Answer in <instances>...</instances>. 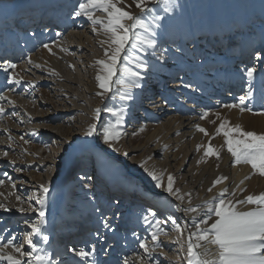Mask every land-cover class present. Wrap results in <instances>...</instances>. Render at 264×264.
Wrapping results in <instances>:
<instances>
[{
    "label": "rangeland",
    "instance_id": "rangeland-1",
    "mask_svg": "<svg viewBox=\"0 0 264 264\" xmlns=\"http://www.w3.org/2000/svg\"><path fill=\"white\" fill-rule=\"evenodd\" d=\"M228 1L230 5L228 8L229 19H227L219 0H173V10L170 13L174 16L175 20H179L178 23H180L181 26L174 28L165 26V40H158L155 36L150 38L157 41L154 47L141 44L144 51H139L136 48L130 47V45L126 49L125 56L127 58L136 59L139 63L143 61L148 65L149 71L147 75H144L147 77L142 78L143 84L140 85L137 81L138 78L128 77L126 79L129 82L135 80L140 86L126 90L123 85L114 83V91L102 97L98 95V93L103 90L99 88L98 81L96 80V75L100 72L96 61L101 60L102 56L105 55V48L108 45L102 42L108 37L105 35L103 27L100 25L95 26L97 30L94 31V25L91 20L89 22L86 16H79L74 20V11L78 8V4L84 2V0H0V104L1 108H3V112H0V115L3 121H6V123L8 122L7 126L9 127L8 134L4 137V140L8 142L5 143L6 146H4L7 148H5L7 151L0 152V155L4 158L12 157V160L7 159L3 165H0V180L11 177L18 182L19 187L23 190V198L25 200H31V210L37 209L38 206L35 196L42 191L40 185H50L51 181L56 178L58 163L61 158V150L54 149L55 143L61 138L59 134H56L55 126L59 124L67 125L66 134L69 137H77L80 134V126L82 124H86L85 127L88 129L90 124L95 123V113L98 107L101 110V116L96 125L100 133L104 126L115 124L116 121L119 120L118 111L123 108H130L129 101L122 99L121 93L127 92V94H130L132 98H134L140 94V91H138L140 88L144 95L143 99L147 98L144 92L149 89V84L156 80L154 76L155 72L157 70L163 72L166 69V67L160 63L159 59L164 53L167 54L166 57L170 60V65H174L173 63L182 64L184 62H182L184 57L188 60V57L191 56L194 61L202 62L204 67L208 68L209 65L219 66L218 68H221V72L225 64L229 65V68L231 67V69L223 71L224 76H222L221 79L224 78V80L220 81V78H218V83H216L217 88H202V91H196V94L193 95L195 99L188 97L183 98L181 102H171L175 105L177 113L183 115V111L185 114L193 110V108L188 107L187 99L196 103L195 106H199L200 103L210 101L209 99L214 96L217 97L220 93L224 94L226 91L230 92L229 98L224 97V95H222L223 97L220 99L214 97L215 103L211 104L212 106L208 109V116L204 119V126L202 128L207 130L208 135L201 132L199 145L204 146L200 148L203 150V154L201 161L198 162L201 168H211V166L218 163L220 159V157H206L204 155L205 149L209 143L220 152V155H223L224 152L230 154L226 146H224L223 134L216 135V129L222 121L227 120L230 121L233 126L239 124L246 131L250 130L259 133L258 130L264 125V65L261 63L264 61V5L260 0H250L249 14L251 16L248 17L247 5L243 0ZM157 2L165 4L164 0H145L143 6L144 8L148 7L150 9V14L153 18L158 17ZM136 5L137 0H121L119 4L120 7L131 12L133 15H137V13L141 11V7H137ZM50 11L57 13L54 19L56 24L55 26H51L50 30L46 28L50 23L46 22V26L44 25L45 27H43L46 31L42 32L41 30L43 29L40 30L41 32L38 31V33H40L39 36L24 31L25 28L24 26L22 27L24 22L21 21L22 19L25 21L24 17H26V21L29 22V27L27 28L33 29L37 24L36 21L38 16L41 13ZM189 12L193 13H191L193 17L189 16ZM95 14L101 18L106 16V13L99 10L96 11ZM30 17H35V19H31ZM8 20H11V22L13 21L12 26L8 24ZM160 21L162 22V20ZM261 21L263 23H260V25L254 28L253 23ZM76 23L77 25L80 24L81 26H85V30L88 32V38L93 40V44H91V47L85 46L73 48L71 50L74 60L78 61V66L74 65L73 62L71 64L68 57L63 55L62 60L67 65L65 67L62 65L64 67L62 69L60 67L61 65L53 63L54 60L52 56L54 52H50L44 45H52L58 39H64L67 33L73 31V27ZM54 27L55 29H53ZM15 30L18 32L13 33ZM235 30L239 33L235 34ZM135 31L147 37L145 35L146 32L144 33V29L137 28ZM50 32H52L51 35H49ZM207 33L210 34V36H207ZM198 34L202 35L200 38L201 40H199L200 43H194L193 38ZM231 36H233L234 39L231 38ZM259 36L262 37V40H260ZM169 44H172L177 49H181L185 54L184 57H178L175 52L167 48ZM241 44H243L242 52L239 50V45ZM227 48H231L228 53ZM67 49H69V47H67ZM165 49H167V51H164ZM51 50L54 49L51 48ZM3 58L18 61L19 64L17 63L16 66L20 76L15 75L16 81L18 82L11 78L12 69L9 68L6 71L5 67H3V65L1 66L4 62ZM23 58H25V61L31 58L32 63L29 62L31 65L24 64L26 68H23L20 64ZM244 62L245 64H243ZM241 65H243L245 69L251 66L256 68V72L251 81L254 86L253 95L246 101L247 108L251 109V111L245 110L241 112L238 108L226 107L228 104L232 105L239 103L238 96L246 89L245 87L248 86L246 74L243 75L239 71L240 67L243 68ZM175 67H179V65ZM216 68L214 69L216 71L218 70L217 72L220 73V70ZM67 71H71V73L69 74ZM74 71L75 75H71ZM40 74L47 76L45 77L47 80L41 82L37 81L35 76ZM175 74H177V72H175ZM51 77L64 85L66 84L67 86H64V91H69V94H66V92H64V94L58 93L56 91V84L54 83L55 80ZM219 82L220 85L218 86ZM235 85L238 86V88ZM231 86L235 87L232 89ZM172 87L173 83H170L169 88ZM219 87L223 89L218 94L216 91ZM158 92L162 94V91L159 90ZM74 96L77 97L79 104L86 105V110L71 108L70 101L73 100ZM142 101L144 102V100ZM208 106L210 105H207V107ZM136 108L138 107L133 108V111L136 110ZM40 112H43V118L39 117L35 120L30 119V117ZM82 112L86 115V119H81L80 115H83ZM143 112L147 113H145V115H147L146 120L148 123H151V125L153 123H158L159 120L163 118L155 115L153 112H149V114L145 110H143ZM135 115H137L136 112ZM202 116L204 118V115ZM29 119L30 121L33 120L31 121L32 124L28 123ZM43 119L44 127L40 124ZM82 121H84V123H82ZM119 125L118 130L120 131ZM42 136L47 137L48 140L47 144L41 149L36 145L35 140L36 138H40V140L44 142L45 139ZM134 136H140L141 139L139 137L138 141H143V136H141L136 129ZM64 137L66 136H63V138ZM121 137L122 135L115 141L118 144L116 147L121 148L119 144L121 142ZM38 144L43 143L40 142ZM112 144H114V141H112ZM100 145L103 146L104 144L100 143ZM150 147L152 148L153 145L151 144ZM98 148L97 151L80 150L77 154L78 156L75 158V163L73 162L71 165L73 169L75 168V171L70 178L76 173H82L85 174L84 176H87L86 180H88L89 183L80 181L78 185L72 183V187H70L71 182L66 184L69 194H67V197L65 195L66 200L62 207V209L64 208L62 210L63 215H58L57 224L59 228L65 232V235L69 233L72 235L76 223L74 220L71 221L69 219L71 215L73 219L77 218L79 221L78 225H83L87 231L95 230L92 229L95 227L101 228L102 234H99L98 237L101 235L100 239L104 240L102 244L97 242L99 248H96L93 253V259L88 261V264H91V261L94 260L100 264L103 259L115 261L116 264H125V262H127L125 260L127 253L133 250H141L142 252V243H147L149 250L146 251L144 249V251L145 253H150V255L155 258L153 259L155 264H169L168 260L170 258H176L179 261L178 264H185L184 260L187 257L184 250H182L183 243L179 238L175 239L172 234L174 230H176L182 233L186 238V228L179 221L176 214L178 212L176 200L180 197L179 189L173 188L174 191L177 192L176 195L168 193L167 190L161 191V187L157 186L156 181L152 179L149 172L145 171L144 167L142 169L137 166L133 168V171H128V167L124 163V156L111 155L100 149V147ZM45 149H47L48 153L42 154ZM36 150L40 152L41 156L35 154L34 151ZM126 152H128V150ZM4 153H7V155H4ZM27 154L31 155V158L28 157ZM139 155L141 154L139 153ZM149 155L151 156V153ZM149 155L145 157L142 165L149 161ZM153 155L155 156V160L163 159L165 156L164 148L158 149L157 153ZM182 158L183 155L180 154L179 160ZM171 159L172 158L168 159L171 163V171L173 170L176 172V168L174 167L176 162ZM29 160H31V162ZM98 160L102 162L103 173L97 171ZM42 164H44V166H40ZM12 166L16 169H12ZM158 169L159 168L155 165L154 170L157 171ZM184 169H188V167L185 166ZM163 171L164 169L162 168V173H160L162 178L165 175V171ZM80 176L82 177L81 174ZM105 176H107L106 180H104ZM77 178L81 179L79 176ZM96 182L102 183L101 187H103V189L100 187L97 188L95 185ZM147 183L153 187L150 188L151 190L149 186L146 185ZM139 189L145 191L146 194V189H148L152 195L147 196L145 200L139 198L141 195ZM76 191H78L79 194V202L77 204L78 208L74 209L73 205L75 203L74 196L77 194ZM247 191L248 188L246 187V197L249 195H259L264 192V190L255 193ZM121 195L125 196L121 197ZM120 197L124 198V200L120 201ZM120 203L122 205H120ZM159 206L163 208V213L165 217H167V223H163L161 220L162 217H160L161 215L158 214L156 208ZM188 208L193 207L189 206L186 209ZM6 209H9L8 205ZM149 210L154 211L155 216L149 215ZM188 212L190 213L189 223L187 224L188 229L197 232L198 229L196 226L200 225V228H203L200 221L206 217L197 216L196 211ZM33 215L36 216L33 218L36 221L38 219L37 214L33 213ZM146 215L149 219L148 223L143 219ZM3 216L5 218L0 219V242L6 243L8 239H13L14 243H19L21 240L20 237L25 235L23 231L24 227H19V223L21 224L23 220L18 218L19 220L14 219L11 222L10 218L7 217L5 213ZM157 220L161 221L159 226L156 225ZM25 222L24 224L22 223V225L27 224V227L25 225V229H30L29 223ZM32 222H34V220H32ZM105 222H107V227L105 226ZM176 225H179L180 231L177 230ZM72 226L74 227L72 228ZM153 233H156L158 237L157 240L152 239ZM61 234L62 233H60V236ZM176 240L177 244L174 245L171 251L165 249V243L167 241ZM110 241L116 248L108 243ZM115 241L116 244L114 243ZM201 243L207 245L206 242L202 241ZM116 251H118L117 256ZM57 254L63 253L57 252ZM142 254L144 255V252H142ZM149 259H151L150 256ZM0 264H4L2 260H0ZM127 264H129V262H127Z\"/></svg>",
    "mask_w": 264,
    "mask_h": 264
},
{
    "label": "bare ground",
    "instance_id": "bare-ground-1",
    "mask_svg": "<svg viewBox=\"0 0 264 264\" xmlns=\"http://www.w3.org/2000/svg\"><path fill=\"white\" fill-rule=\"evenodd\" d=\"M243 1L247 5V14H249L250 13V0H243ZM260 1L264 5V0H260ZM219 3L221 4L222 9L224 10V13L226 14L227 19H229L228 18V8L230 6L229 1L228 0H219ZM157 4H158V9H157L158 17H161L160 20H162V22L160 20L158 21L160 24L159 27H156V25L152 23L154 18L150 14L151 11L148 7H145L144 11L141 10L137 13V15H134V16L140 17L146 23H148L149 26L152 28V32H148L146 30L144 31V33L146 32L145 35L148 38L155 36L156 38H158V40H161V39L165 40L166 32H165L164 27L166 26L168 28L169 27L174 28L177 26H181V24L178 23L179 20H175L174 16L170 12L165 11V7H166L165 4H162L159 2H157ZM55 14L56 13H54V11L41 13L38 16V19L36 21L37 24L34 26L33 29L27 28V27H29V22H27L26 17H24L25 21L23 19L21 20L22 22L24 21V25H22V27L24 26L25 32L28 31L29 34L34 33L35 36H39L40 33H38L36 31V28H38V26L40 25L39 30H41V29H43V27L46 26L45 25V24H47L46 22H49L50 25L48 24V26H46V28H47V30H50L51 26H55V24H56V22L54 21ZM247 16L250 17L251 15L249 14ZM77 17H79V16H74V20ZM30 18L35 19V17H30ZM87 19H88V17H87ZM7 22L9 25L12 26L13 21L11 22V20H8ZM89 22H90V20H89ZM127 23H131V22L128 21ZM260 23H263V22L262 21L258 22V23L254 22L253 23L254 28L257 27L258 25H260ZM76 27H78V28H76ZM53 29H55V27ZM86 29H87V27H86ZM14 32H18V31L15 30V31H13V33ZM153 32L155 33V35H153ZM234 32H235V34L239 33L238 31L236 32V30ZM51 33L52 32H50L49 35H51ZM201 37H202V35H200V34L195 35L193 38L194 43H198L199 40H201L200 39ZM231 38L234 39L233 36H231ZM259 38H260V40H262L261 39L262 37L259 36ZM92 41L93 40H90V38H88V32L85 30V26L84 25L81 26L80 24L77 25V23H76V25L73 27V31L67 33V35L64 37V39H58L54 44L49 45V48L51 47L54 49V50H51L54 52L53 56L51 55L53 57V60H54V62L53 61L52 62L56 63V65H61L60 67L63 69L67 64L62 60V56L66 55L71 64L73 62L74 65L78 66V61L74 60V56L72 54L73 52H71V50L73 48H81V47H85V46L91 47V44H93ZM74 43H75V45H74ZM67 47H69V49H67ZM141 47H142V45L138 44L136 49L141 51ZM167 48L171 49L172 52H175L178 57H180V56L184 57V55H185L184 52L181 51V49H177L172 44L167 45ZM239 48H240L239 50L242 52L243 44L239 45ZM230 50H231V48L230 49L227 48V53ZM45 51H47V50H45ZM124 56H125V54H124ZM163 56H164V59H160V58L159 59H160V63L162 65H164L166 67V69L163 72H161L160 70L159 71L157 70L155 72V74L153 73L156 80L152 81L149 84V89L146 92H144V94H146L147 98L143 99L144 98L143 92L139 88L138 91H140V94L138 96H135L131 100H128L130 103L129 104L130 108H123V109H120L118 111L119 120L121 121V123L119 125V129H120L121 135H122L121 142L119 143L121 148L116 147V145H118V144L115 141H114V144H112V141L105 142L103 140V138L101 139V133L99 131V128L97 129V132L94 135L88 136V135H86V131H87V128L85 127L86 124L85 125L82 124L80 126L79 136L69 137L66 134L67 125L59 124V125L55 126L56 127V134H59V136L61 138L59 139V141H57V143H55L54 149L55 150H57V149L61 150V152H60L61 158H60V162L58 163L57 176L54 180L51 181L50 185H48L49 186V192L47 194L46 205L44 208L45 223L41 226V233L33 234V236H32V240H33V238L39 237L40 243H42V245L35 246V249H33L29 245L26 246L25 242L24 243L22 242L24 240L26 241V239H24V238H27L28 233L31 232V223H33L32 220H34V222H35V219H33V218L36 216L33 215V213H36L37 217L39 218V207H40L39 204L37 203V206H38L37 209L32 211L31 210V200L30 199L25 200L23 198V195H22L23 190L19 187L18 182H16L11 177L4 178V180H0V181H3V183H0V205H3V207H0V219L5 218L3 216V214L5 213V215H7V217L10 218L11 222L14 219L20 218L23 220V221H21L23 224L25 221L29 223L30 229H24V234H25L24 238H21V240L19 241V243L24 244L23 250L25 252H33L34 255L47 254L50 257V261H55V262L57 261L58 257H61L59 255H56V257L54 258V256H53V251H52L51 245H50L51 242H53V238H52V234L50 232L54 231V232H56L57 235L59 234L58 229H60V228H59V225L57 224V220H58V215L61 212L60 210L63 207L61 200H64L65 195H66L65 190L62 188V186H63L62 185V181H63L62 177L65 174V171L70 169L73 162L75 163V161H76L75 158L78 156L77 155L78 152H80V150H82V149H83V151L84 150L97 151L99 149L98 147H100V149L106 151L107 153H109L111 155L124 156L125 157L124 163L127 165L128 171H133V168L138 166V168H142V169L144 167L146 172H151V171H155L154 166L156 165L159 169L155 172L160 175V173H162L161 169L163 168L165 171V172L163 171L165 175L162 178V183L164 186L161 187V189H160L161 191L166 190L168 176L171 175L174 178L173 188H175V189L178 188L179 189V196L183 197V199H177L176 200V202L178 204L177 205L178 206V212L176 214H177L179 221L186 228V235H185L186 238L182 235V233L177 232L176 230H174V233H172V234H173L175 239L179 238V240L183 243L182 250H184L186 257H187L186 249H187L188 237L193 232L192 230L188 229V226H187V224L189 223V218H190V213L188 211H186L187 207L192 206L193 208L197 209L196 210L197 216L199 215V216L203 217V216H205V211H206V207H207L206 202H212L213 198L217 197L218 194L224 189L228 190L225 198L231 199V200H233V202H235L237 200H245V198H246V195H245L246 194V192H245L246 187L248 188L247 192L252 191L255 193V192H259L261 190H264V176H261L259 173L253 174V169H252L250 164H235L234 158H232L230 156V154H228V153L226 154V152H224L223 155H220V159H219L218 163H215L214 165H212L211 168H207V167L201 168L198 164V162L201 161L203 150L202 149L197 150V146L199 145V142L201 140V132L197 129L196 125H199L200 127L204 126L205 117L203 118V116H202L203 113H205V112L208 113V109H210V107L212 106L211 104L215 103V98L220 99L221 97H223L222 95H224V97H226V98H229L230 97L229 91H226L224 94H221L220 91L223 88L219 87L216 92L218 94L219 93L220 94L217 97L214 96L215 98L212 97L211 99H209L210 101H204V102L200 103L199 106H195L196 103H193L190 101V99L189 100L187 99L188 107L193 108V110L191 111V109L189 108L191 112L188 111V113L184 114V111H183L182 112L183 115L181 113L178 114L176 111L175 105L173 103H171L173 101H180L181 102V100L183 98H188V97L193 99L194 98L193 95L196 94V91L200 92L199 90L202 91V88H204V89L205 88H209V89L210 88L211 89L217 88L216 83H218V78H220L219 79L220 81L224 80V78L221 79V77L224 76L223 71H225L226 69L229 70V69H231V67L229 68L228 67L229 65L225 64V66L222 67V72H221V68H218L219 66L209 65L208 68L204 67L202 65V62L194 61L191 56L188 57V60H186L185 57L183 59L181 58L182 62L184 61L182 64L173 63L174 65H170L169 64L170 60L167 59V57H166L167 54L164 53ZM3 59H4V62L1 64V66L6 65L7 63H12L15 65H17V63H18V61H15L13 59H9V58H3ZM24 59L25 58H23L20 61V64L23 66V68H26L24 66V64L31 65L32 60H31V58H28L26 61ZM102 59H105V55L102 56ZM40 61H42V60H40ZM258 61H260V60H258ZM29 62H31V63H29ZM261 63H262V65H264V61H262ZM123 64H126L128 67L132 68L134 71L141 72L142 78L147 77L144 75H147L149 68L148 67L146 69L139 68V62L136 59L127 58V57H126V59L122 58L121 65H123ZM243 64H245V62ZM168 65H170V66H168ZM176 65H179V67H175ZM241 66H243V65H241ZM100 67L101 66L98 65L99 70H100ZM214 68L219 69L220 73H218L217 72L218 70L216 71ZM243 69H245L244 66H243V68L240 67L239 71L241 74L244 75L245 73L242 71ZM75 71L71 75H75ZM175 72H177V74H175ZM67 73L70 74L71 71L70 72L67 71ZM13 75L20 76V73L18 72L17 66L15 69H12L11 77ZM45 77H47V76H43L42 74H40V75H36L35 79L37 81L41 82V81L47 80V78H45ZM52 79H54V78H52ZM148 79H151V78H148ZM152 79H153V77H152ZM137 81L140 83V85L143 84L142 79L138 78ZM54 83L56 84V88L58 89V90L56 89V91L58 93L64 94V92H66V94H69V91H66V90L64 91V86L66 84L64 85L63 83L58 82L57 80H55ZM170 83H173L172 88H169ZM219 85H220V82H219L218 86ZM235 86H231V88L233 89ZM236 87L238 88V86H236ZM247 87L248 86L245 87L246 89H244L240 93L239 96L243 95L247 91ZM133 88H135V87H133ZM95 89H97V88H95ZM114 89L115 88L113 86L111 92H113ZM159 90L162 91L161 92L162 94H160L158 92ZM105 94H106L105 96H107L109 94V92H106ZM239 96H238V98H239ZM142 100H144V102ZM224 100H227V99H224ZM45 103H47V102H45ZM70 103H71V108H81L82 110H86V108H87L86 105L79 104L78 99L75 96H74L73 100L70 101ZM207 105H210V106L207 107ZM135 107H138V108H136V110L133 111V108H135ZM0 108H1V104H0ZM98 109H100V108L98 107ZM143 110L147 111L148 114H149V112H153L155 115H157L159 117H163V118L160 119L158 123H153L151 125V123L147 122V120H146L147 115H145L146 112H143ZM135 112L137 113V115H135ZM90 114H92V113H90ZM85 116L86 115H84V113H83V115H80L81 119H84ZM100 116H101V110H100ZM39 117L43 118V112L36 113L34 116L30 117V119L35 120ZM30 119H29L28 123L32 124L31 121H33V120L30 121ZM98 121L99 120L95 119L96 124L98 123ZM82 123H84V121H82ZM40 124H42L43 125L42 127H44V119L42 120V122ZM7 125H8V122L6 123V121H3L1 119V115H0V152H5V150L7 149L6 147H4V146H6L5 143H8V142H6V140H4L5 139L4 137H5V135L8 134V130H9V127ZM263 126L258 130L259 133H264V127ZM135 129H136V131H138L141 134V136H143L142 142L138 141L140 136H138V137L134 136ZM63 136H66V137L63 138ZM42 137L45 139L44 142L41 141L40 138H38V139L36 138V140H35L36 145L39 146L41 149L43 146H45L47 144V140H48L47 137H44V136H42ZM140 139H141V137H140ZM40 142H42L43 144H38ZM54 142H56V141H54ZM100 143H103L104 145L101 146ZM151 144L153 145L152 148L150 147ZM175 144H177V145H175ZM160 148H164L165 156L163 157V159L155 160V156L153 154H156L158 149H160ZM127 150H128V152H126ZM34 152H35V154H39V156H41L40 152H38L37 150ZM46 152L48 153L47 149H45L42 154H44ZM125 153H127V155H125ZM139 153L141 155H139ZM150 153H151V156L149 155ZM180 154L183 155V158L179 160ZM27 155H28V157L31 156L29 154H27ZM148 155L150 156L149 161H147L146 163H144L142 165L143 160ZM170 158H172L171 159L172 161L176 162V164H174V167L176 168V172L173 170L171 171V168H170L171 163L168 161V159H170ZM7 159L12 160V157L10 156V157L4 158V157H2V155H0V165H3ZM29 161L31 162V160H29ZM30 162H29V164H30ZM40 166H44V164H42ZM97 166H98L97 171H99L100 173L101 172L103 173V165H102V162L100 160H98ZM185 166L188 167V169H184ZM12 169L15 170L16 168H14V166H12ZM80 174L82 175V177L80 176ZM78 175L80 178H84L85 180L87 179V176H84L85 174L78 173ZM221 177H227V179L223 180V182L220 184H215V186H214V182L218 178H221ZM142 180L145 181L144 179H142ZM176 180H178V181H176ZM97 183L98 182H96L95 184H97ZM146 185L149 186V189L153 188L148 183ZM64 186H65V184H64ZM209 189H211V191H209ZM19 190H21V191H19ZM146 190H147V194L145 191L140 190L141 195L139 198H143L145 200V199H147V196L152 195L150 192L151 189L150 190L146 189ZM188 192H189V194H188ZM138 194H139V192H138ZM123 196H125V195H123ZM123 196L121 195V197H123ZM136 196H137V193H136ZM188 196H189V198H188ZM18 197H19V199H17ZM121 197H120V199H121ZM172 198H173V196H172ZM7 205H8L9 209H6ZM21 207L25 208L26 210L24 212H21L19 210ZM255 207H256V205H252V204H248V203H243V204L237 205V208L240 211H249ZM156 209L158 210V214L161 215L160 217H162L161 218L162 222L167 223L166 222L167 217H165V215L163 213L164 212L163 208L161 206H159ZM159 210H160V212H159ZM30 211H32V212H30ZM215 219H216V217L213 216L212 220H210L209 225ZM168 222H171V221H168ZM25 225L27 227V224H25ZM73 227L74 226H72V228ZM204 227H207V225H203V228ZM45 228H47L48 230ZM92 229H94V228H92ZM60 232L65 233L61 229H60ZM69 235H71V233L65 235L64 239L66 238L67 241H69ZM41 236L42 237L47 236L48 239L42 240ZM89 236L90 235H88V237ZM56 238H57V236H56ZM100 238H101V235H100V237H97L96 239H98L99 241L104 240V239L101 240ZM64 239H62V241H63V243H66V241H64ZM84 239H87V238H84ZM85 241H87V240H85ZM111 241L108 243H110L114 248H116V246H114ZM79 242H80V244H78ZM19 243H17V244H19ZM114 243L116 244V241ZM72 244L74 245V249H76L75 246H77L78 250L80 249L79 246L81 247V245H83V244H81V241H75V240L72 241ZM165 244H166L165 249H169L171 251L173 249L174 245L177 244V240L176 241H167ZM206 247L210 253L208 258L209 259L214 258L215 254L217 253V247L215 245L208 244V243H207ZM142 249H143L142 252H144V255L142 254L141 250H133V251L127 253L125 260L127 262H129V264H155L153 262V259H155V258L152 255H150V253L149 254L145 253L144 248H142ZM117 252L118 251H116V256H117ZM149 256L151 257V259H149ZM27 259H28L27 257L24 258V264H27ZM178 262L179 261L176 258L175 259L170 258L168 260L169 264H178ZM184 262H185V264H187V258H185ZM3 263L6 264L5 261H3ZM91 264H99V263L96 260H94V261H91ZM100 264H116V263H115V261H109V260L103 259V261H101Z\"/></svg>",
    "mask_w": 264,
    "mask_h": 264
},
{
    "label": "snow or ice",
    "instance_id": "snow-or-ice-1",
    "mask_svg": "<svg viewBox=\"0 0 264 264\" xmlns=\"http://www.w3.org/2000/svg\"><path fill=\"white\" fill-rule=\"evenodd\" d=\"M121 0H84L78 4V8L74 11L75 16H86L91 20L94 25V31L97 30L95 26L100 25L103 27L105 35L108 37L102 43L108 45L105 48V59L97 60L96 64L100 65V72L96 75L99 88L103 91L98 95L104 96L106 92H111L113 84H121L124 89L130 90L133 87H139L140 85L133 80L129 82L126 78H139L142 79V74L139 71H134L126 64L121 65V60L126 59L124 56L127 47L130 45L132 48H136L138 44H146L150 47H154L157 43L155 39L147 38L135 30L137 28L144 29L148 32H152V28L140 17L134 16L131 12L120 7ZM145 0H137V7H141L144 11ZM166 5L165 11L171 12L173 10V0H164ZM103 11L106 13L104 18L95 15L96 11ZM161 17H155L152 21L156 27H159V20ZM130 21L131 23H127ZM153 35L155 33L153 32ZM45 48H49V45L45 44ZM144 49L141 47V51ZM164 51H167L165 49ZM160 59H164L163 56ZM5 70L15 69L16 65L7 63L4 65ZM148 65L141 61L139 68L146 69ZM248 79L247 91L239 96V103L232 105H226V107L239 108L241 112L251 109L247 108L246 101L253 95V84L251 83L255 67H250L242 70ZM119 73V75H118ZM16 81L15 75L11 77ZM18 82V81H16ZM121 98L124 100H131L132 96L127 92L121 93ZM0 112H3V108H0ZM204 117L208 116L205 112ZM100 109L96 110L95 119L99 120ZM121 123L117 120L115 124H108L103 127L101 135L105 142L116 141L120 138L121 132L118 130V125ZM197 129L208 135L207 130L196 125ZM97 132L96 123L89 125L86 135L92 136ZM223 134L224 146H226L228 152L234 158L235 164H250L253 169V174L259 173L264 176V133H257L254 131H246L239 124L231 125L230 121H222L219 127L216 129V135ZM203 145H198L197 150L203 148ZM7 155V153H4ZM127 155V153H125ZM204 155L206 157L215 156L220 157V152L209 143L205 149ZM149 175L156 181L158 187H163L162 176L155 171L149 172ZM227 177L218 178L214 182L220 184ZM3 183V181H0ZM174 178L169 175L167 180L166 190L172 195H176L177 192L173 189ZM42 190L35 196L36 202L39 204V218L31 223V232L27 235V244L31 245L35 249L33 244V234L41 233V226L45 223V205L47 194L49 192L48 185H40ZM178 191V190H177ZM211 191V189H209ZM227 189L222 190L217 197L213 198L212 202H206L207 207L205 211L204 219H201L200 224L207 225V227L200 228L197 225V232H193L189 235L187 241V264H264V192L259 195H249L245 200H237L233 202L231 199H226ZM234 195V194H233ZM19 199V197L17 198ZM178 199H183L182 196ZM248 203L256 205L255 208L249 211H240L237 205ZM3 207V205H0ZM24 212L26 209L21 207L19 209ZM197 209L188 208L186 211L195 212ZM149 215L155 216V212L149 210ZM213 216L216 219L209 225V220H212ZM146 223L149 222L148 216L143 217ZM160 220L156 221V225L159 226ZM107 227V222H105ZM178 231H180L179 225H176ZM44 240L48 237L44 236ZM153 240H157L156 233H153ZM215 245L217 247V253L215 257L209 259V250L201 242ZM146 251H148L147 243H142ZM23 243H14L13 239H8L6 243L0 242V260L5 261L6 264H24V258L27 257V264H56L55 261H50V257L47 254L34 255L33 252H25L23 250ZM7 250V251H6ZM77 256L81 258H87L95 252L93 246L91 251H85L83 248L77 250L72 249ZM127 264V262H125Z\"/></svg>",
    "mask_w": 264,
    "mask_h": 264
},
{
    "label": "crops",
    "instance_id": "crops-1",
    "mask_svg": "<svg viewBox=\"0 0 264 264\" xmlns=\"http://www.w3.org/2000/svg\"><path fill=\"white\" fill-rule=\"evenodd\" d=\"M191 13H192V12L189 13V16H192V17H193V15H192L193 13H192V14H191Z\"/></svg>",
    "mask_w": 264,
    "mask_h": 264
}]
</instances>
